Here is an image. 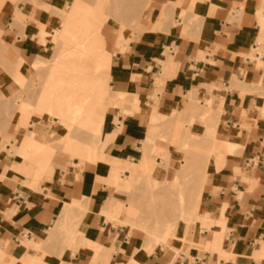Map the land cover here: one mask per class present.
I'll use <instances>...</instances> for the list:
<instances>
[{"label": "crops", "instance_id": "1", "mask_svg": "<svg viewBox=\"0 0 264 264\" xmlns=\"http://www.w3.org/2000/svg\"><path fill=\"white\" fill-rule=\"evenodd\" d=\"M65 3L17 0L0 9V37L22 74L50 47ZM151 7L145 30L111 58V92L123 99L106 111L104 160H75L34 184L13 146L22 137L44 147L52 130L25 131L13 103L19 86L11 68H0V264H264V0H152ZM154 111L187 120L207 160L200 224L178 252L162 243L147 249L141 230L103 212L129 175L114 178V163L140 162L158 125ZM166 149L169 168L181 156ZM72 202L87 209L73 248L61 233L50 235Z\"/></svg>", "mask_w": 264, "mask_h": 264}, {"label": "rangeland", "instance_id": "2", "mask_svg": "<svg viewBox=\"0 0 264 264\" xmlns=\"http://www.w3.org/2000/svg\"><path fill=\"white\" fill-rule=\"evenodd\" d=\"M11 1L17 2V0H0V9L9 10ZM32 1L34 4L38 3V0ZM76 2L89 8L90 13L94 11V20L99 19L105 6L112 3L108 0H68L64 7H59L60 22L58 27L53 28L50 47L45 54L35 59L26 74L19 71L21 60H17L13 50L0 37V68L7 70L11 68L9 72L19 86L13 100L15 111L19 117L18 121L24 125L26 132L37 130L41 134L46 130H52L44 136V147L38 143L34 145L28 139L22 141V137L19 138L16 146H13L15 154L21 160L19 170L27 177H31L34 184L47 179L45 174L54 168L64 169L73 164L75 160L80 163L86 160H104V151L108 144L104 132L106 111L108 106L123 99L122 94L111 92L109 80L107 83L105 82L106 85L97 87L92 80L86 78V76L94 73L98 59L107 55L104 49L100 50L92 44L89 32L92 23L85 22L83 28L74 25L70 32L63 31L65 15L71 11ZM141 4L137 9L139 11L136 12L139 15L131 11L130 16L119 19L120 24L118 23L119 20H113L114 18H109L110 20L106 22L104 34L107 38L106 47L111 57L117 49H122L124 44L138 38L149 24L152 0H141ZM93 16L91 15L92 18ZM19 17L21 16L19 15ZM161 17L162 13L160 14ZM121 23L124 27L121 28L119 35L117 30ZM115 29L117 30L115 31ZM45 34L47 33L43 28L40 36L43 37ZM111 36H115V39ZM106 68L107 65L104 64L101 72L105 73ZM66 91H69L70 94ZM84 96H87L89 100H95L91 103H96V106L93 104L94 108H89L87 115L98 113V117H102L98 119V122H101L100 125L96 123L97 126H94L87 122L89 124L87 126V124L85 125L86 122L79 123L76 116L70 115L65 110V105H68L69 102L73 105L80 104ZM35 115L41 116L42 120L37 121ZM173 115L175 116L159 119L161 115L156 111L153 112L151 123L158 122V125L152 129L153 131L144 142V145L146 144L144 154L148 155V158L144 160L145 162L141 161L142 158L137 164H128L122 161L114 163V178L119 172L126 170H119V167L128 166L137 169L135 172H129L128 176L123 174L119 178L116 192L106 203L103 212L114 222L141 230V233L146 237L145 246L147 249L162 243L174 246L173 248L178 252L183 247L188 248L191 245L188 238L193 229L200 224L201 216L198 215L197 205L201 190L197 189L199 188L197 185L194 187V184L197 183H195L197 177L207 174L206 167H204L207 160L204 157L200 158L204 153L200 144L202 140L188 133V129L184 126L187 120L179 114ZM96 128L97 131H95ZM167 145L177 148L174 152L181 156V161L176 160L169 168L170 152L166 149ZM34 165H36V171ZM178 170L181 173H179L180 178L176 176ZM184 174L186 175L185 179ZM181 178L182 181H180ZM162 190L165 192L158 194ZM155 194L160 196L156 197ZM76 205L66 203L64 213L50 232V235L61 233L62 240L66 243L65 246L72 248L75 246L76 240L81 238L82 232L79 227L87 212L85 202H81L82 206L80 203ZM136 212L139 213L140 217ZM156 219L157 221H155ZM155 223L158 226L154 225ZM87 242L90 243V241ZM32 264L43 263L38 259Z\"/></svg>", "mask_w": 264, "mask_h": 264}, {"label": "bare ground", "instance_id": "3", "mask_svg": "<svg viewBox=\"0 0 264 264\" xmlns=\"http://www.w3.org/2000/svg\"><path fill=\"white\" fill-rule=\"evenodd\" d=\"M108 1H112V3H110V5H108V6H105V8L103 9V11L101 12V14L100 15H102V16H99V19H96V20H94L95 19V14H94V11H91V13H93V14H91L90 13V10H88L89 8H86V6L84 7V6H82V4H80L79 2H76L75 4H73L74 6H73V8L71 9V11L68 13V14H66L65 15V22H64V25H65V28H63L64 30L63 31H65V32H70V30H71V27H73L74 25H77L78 27H80V28H83L84 26H85V22H91L92 23V25H91V30H89V32H90V34H91V38H92V44H93V46H95L96 48H99L100 50H102V49H104V51H106V53H107V55L103 58H101V59H98V64L97 65H95L96 66V68H94L95 69V71H94V73H92L91 75H88V76H86V78L87 79H89V80H92L93 81V83H94V85L95 86H97V87H100V86H102V85H106L105 84V82L107 83L108 82V80L110 79V66H111V55H110V52L107 50V47H106V39L107 38H105L106 37V35L104 34L105 33V31H104V26L107 24L106 22L108 21V20H110L109 18H114L113 20H119V19H122V18H124V17H126V16H130V13H131V11L133 12L134 11V13H136L137 11H139V10H137L139 7H140V5H142L141 4V0H108ZM100 3V2H99ZM102 4H103V2H102ZM106 5H107V2H106ZM4 7V6H3ZM102 7V6H101ZM48 8V7H47ZM101 10V9H100ZM136 10V11H135ZM97 14V13H96ZM137 14V13H136ZM135 14V15H136ZM91 15L93 16V18L91 17ZM137 15H139V14H137ZM21 16V15H20ZM111 16H113V17H111ZM98 18V17H97ZM139 20V19H138ZM122 21V20H121ZM119 24H120V20H119V22H118ZM126 23H127V21H126ZM123 23H121V25H120V27L118 28V30L117 29H115V31L117 30V33L120 35V30H121V28L122 27H124V25H122ZM107 26V25H106ZM109 27H111V26H109ZM109 27H107V28H109ZM113 28V27H112ZM110 29V28H109ZM114 29V28H113ZM112 29V30H113ZM112 30H110L111 32H112ZM110 31H109V33H110ZM116 33V32H115ZM111 34V33H110ZM114 38L115 39V36H111V38ZM120 43H122V42H120ZM16 62V61H15ZM34 63V62H33ZM36 64V63H35ZM104 64H106L107 65V68H106V70H105V73L104 72H101L102 71V68H104ZM166 67V66H165ZM17 72V71H16ZM20 73V72H19ZM23 76V75H22ZM26 76V75H25ZM21 77V76H20ZM77 78H80L79 76H77ZM162 81V80H161ZM98 89V88H97ZM66 93H68V94H70V92L69 91H66ZM89 97H91V96H89ZM72 101V100H71ZM91 101H95V100H93V99H90L89 100V98L87 97V96H84V98H82L81 99V101H80V104H77V105H73V104H71V102H69V104L68 105H65V110L70 114V115H72V116H76L77 118H78V122L79 123H85V125L87 124V126H89V124L88 123H91V124H93L94 126H97V124L96 123H98L99 125L101 124V122L99 123L98 121V119L99 118H102V117H98V113L97 114H95V113H93V114H90L89 116L87 115V113L89 112V108H91V109H93L94 108V105L96 106V103L93 105L92 103H91ZM92 105H93V107H92ZM201 114V113H200ZM97 115V116H96ZM103 120V122H104V119H102ZM101 121V120H100ZM88 122V123H87ZM84 125V126H85ZM98 125V126H99ZM103 125V124H102ZM87 126H85V127H87ZM103 127V126H102ZM102 127H101V129H102ZM88 128V127H87ZM92 129H93V127H91ZM94 130V129H93ZM103 130V129H102ZM95 131H97V128H96V130ZM205 133V132H204ZM88 134V133H87ZM190 136V135H189ZM152 137V136H151ZM181 140V139H180ZM92 141V140H91ZM95 141V140H94ZM187 156V155H186ZM148 158V155L147 154H144V157H143V160H141V161H143V162H145L144 160H146ZM201 158V157H200ZM91 159V158H90ZM93 159H95V158H93ZM194 163V162H193ZM207 164V163H206ZM197 165V164H196ZM191 167V166H190ZM204 167H206V166H204ZM198 168V167H197ZM118 169V168H117ZM121 169H127L129 172H135V170L137 169V168H135V167H128V166H122V167H119V170H121ZM184 169V168H183ZM179 171V170H178ZM177 171V174L178 175H176L178 178H180L179 177V175L181 174L180 173V171L178 172ZM186 171V170H185ZM198 171V170H197ZM180 173V174H179ZM186 174V173H185ZM184 174V179H185V175ZM193 174V173H192ZM200 174V173H199ZM206 176H207V174H202V175H200V177H197L198 179L195 181V183L196 184H194V187L197 185V187L199 186V188H197V189H199V190H201L202 189V186H203V184H204V182H205V180H206ZM188 177V176H187ZM183 179V180H184ZM154 180V179H153ZM180 181H182V178L180 179ZM176 182V181H175ZM178 182V181H177ZM194 182V181H193ZM163 184V183H162ZM172 184V183H171ZM177 184H181V183H177ZM177 186V185H176ZM175 186V187H176ZM182 186V185H181ZM183 188V187H182ZM158 190H160V189H158ZM179 191V190H178ZM155 192V191H154ZM158 192V191H157ZM160 193H158V194H161V193H164L165 192V190H162V191H159ZM200 192V191H199ZM175 193V192H174ZM154 194V193H153ZM156 195V197H158V196H160V195ZM155 195H153V196H155ZM181 195V194H180ZM193 195V194H192ZM191 195V196H192ZM151 196V195H150ZM178 196V195H177ZM188 196H190V195H188ZM147 198V197H146ZM192 198V197H191ZM194 198V197H193ZM171 203V202H170ZM184 203H186V202H184ZM192 203V202H191ZM69 204V203H68ZM73 204H79V203H71V205H73ZM121 204V203H120ZM76 205V206H77ZM80 205H81V203H80ZM184 205V204H183ZM182 205V206H183ZM195 205V204H194ZM70 206V205H69ZM75 206V207H76ZM82 206V205H81ZM80 206V207H81ZM184 206H186V205H184ZM189 206V205H188ZM198 206V205H197ZM132 207V206H131ZM137 208V207H136ZM149 208V207H148ZM138 209H139V207H138ZM138 209H135V210H138ZM156 209V208H155ZM147 210V209H146ZM173 210V209H172ZM180 210V209H179ZM178 210V211H179ZM189 211V210H188ZM152 212V211H151ZM156 213V212H155ZM177 212L175 211V214H176ZM136 214H137V212H136ZM139 217H140V215H139V213L137 214ZM177 215V214H176ZM137 217V216H136ZM135 217V218H136ZM138 217V218H139ZM160 218V217H159ZM151 219V218H150ZM163 219V218H162ZM155 221H157V219L155 220ZM165 221H166V219H165ZM154 225H156V226H158L159 225V222H158V225H157V223H155ZM172 225V224H171ZM174 226V225H173ZM149 227V226H148Z\"/></svg>", "mask_w": 264, "mask_h": 264}]
</instances>
